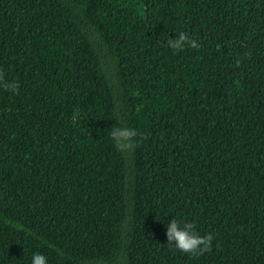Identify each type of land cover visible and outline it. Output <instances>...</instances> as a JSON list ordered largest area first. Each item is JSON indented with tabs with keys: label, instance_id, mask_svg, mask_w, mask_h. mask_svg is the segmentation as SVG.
Masks as SVG:
<instances>
[{
	"label": "trees",
	"instance_id": "1",
	"mask_svg": "<svg viewBox=\"0 0 264 264\" xmlns=\"http://www.w3.org/2000/svg\"><path fill=\"white\" fill-rule=\"evenodd\" d=\"M0 76V264H264V0H0Z\"/></svg>",
	"mask_w": 264,
	"mask_h": 264
},
{
	"label": "clouds",
	"instance_id": "2",
	"mask_svg": "<svg viewBox=\"0 0 264 264\" xmlns=\"http://www.w3.org/2000/svg\"><path fill=\"white\" fill-rule=\"evenodd\" d=\"M185 43H190L192 47H197L196 42L188 41V37L181 33L175 40L169 39L168 45L173 49H181ZM0 76V80H2ZM12 91L16 90V85L10 86ZM138 133L127 127L113 126L110 132L111 139L113 140L117 149H131L134 147L132 140ZM195 225L192 223H184L181 226L178 221L171 220L167 225V241L168 244H175L176 248L184 253H192L193 255L202 254L211 246L213 237L211 234L201 237L195 231ZM31 264H47V258L40 254L34 253L31 259Z\"/></svg>",
	"mask_w": 264,
	"mask_h": 264
}]
</instances>
